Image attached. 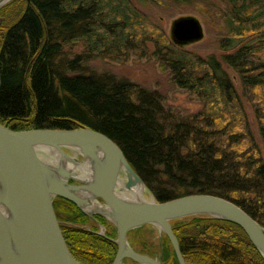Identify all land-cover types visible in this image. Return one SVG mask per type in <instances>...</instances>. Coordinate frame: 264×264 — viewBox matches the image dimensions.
<instances>
[{
  "label": "trees",
  "instance_id": "16d2710c",
  "mask_svg": "<svg viewBox=\"0 0 264 264\" xmlns=\"http://www.w3.org/2000/svg\"><path fill=\"white\" fill-rule=\"evenodd\" d=\"M143 7L217 13L223 32L216 53L175 46ZM133 57L155 62L199 110L181 115L158 91L92 67ZM0 82L1 127L101 133L157 202L212 195L264 228V0H14L0 10ZM53 209L78 263H113V228L103 238L83 229L90 219L72 203L57 198ZM171 225L185 264H264L236 225L212 219ZM161 248L163 264H178L166 237Z\"/></svg>",
  "mask_w": 264,
  "mask_h": 264
},
{
  "label": "water",
  "instance_id": "95a60500",
  "mask_svg": "<svg viewBox=\"0 0 264 264\" xmlns=\"http://www.w3.org/2000/svg\"><path fill=\"white\" fill-rule=\"evenodd\" d=\"M13 1L0 0V10ZM203 36L194 17H180L170 25V40L179 48ZM57 198L92 221L101 217L114 229L112 264L125 259L161 264L128 243V235L144 227L166 237L178 264H185L171 224L193 219L238 226L264 261V228L242 209L203 194L157 202L119 147L103 134L83 128L12 131L0 126V264H80L62 235L53 209ZM102 231L99 235L105 238Z\"/></svg>",
  "mask_w": 264,
  "mask_h": 264
},
{
  "label": "rangeland",
  "instance_id": "374dc122",
  "mask_svg": "<svg viewBox=\"0 0 264 264\" xmlns=\"http://www.w3.org/2000/svg\"><path fill=\"white\" fill-rule=\"evenodd\" d=\"M141 10L153 23L161 26L168 35L173 20L180 17H194L201 24L204 36L200 42L184 47L183 50L201 56L216 53V39L218 35L223 32L222 23L217 13H208L203 7H196L186 12L178 9L162 12L159 9L149 7H143ZM74 51L77 52L79 49L75 48ZM92 67L98 73L109 72L118 78L127 79L140 87L158 91L163 95L166 105L179 112L181 115L194 114L200 108L199 102L184 90L176 88L170 81L169 76L162 73L158 69L157 64L153 61L133 57L124 64H116L108 61H94ZM228 73L237 91L240 92V87L234 73L232 71H228ZM246 112L252 131L258 143H260L253 114L247 105ZM83 229L90 231L89 227ZM154 231L156 233L154 236V248L158 250V246L162 247V244L159 245L161 235L156 230Z\"/></svg>",
  "mask_w": 264,
  "mask_h": 264
},
{
  "label": "flooded vegetation",
  "instance_id": "af4514ba",
  "mask_svg": "<svg viewBox=\"0 0 264 264\" xmlns=\"http://www.w3.org/2000/svg\"><path fill=\"white\" fill-rule=\"evenodd\" d=\"M64 224L60 222V229ZM95 229L94 233L99 235L101 231L106 236L105 238H111V227L101 217H94V221L90 220V226ZM62 235L63 231L61 229ZM155 231L151 227H144L138 231L132 232L128 235V243L131 248L138 254L148 256L154 260L162 263V248L158 246V250L154 248V236ZM102 237L101 235H99ZM104 238V237H103ZM163 238L160 239L159 245L162 244ZM123 264H136L129 259L123 260Z\"/></svg>",
  "mask_w": 264,
  "mask_h": 264
},
{
  "label": "bare ground",
  "instance_id": "6f19581e",
  "mask_svg": "<svg viewBox=\"0 0 264 264\" xmlns=\"http://www.w3.org/2000/svg\"><path fill=\"white\" fill-rule=\"evenodd\" d=\"M137 194H140L141 195V192H140V190L138 189V193Z\"/></svg>",
  "mask_w": 264,
  "mask_h": 264
}]
</instances>
